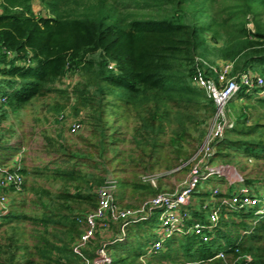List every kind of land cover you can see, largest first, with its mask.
<instances>
[{
	"label": "trees",
	"instance_id": "1",
	"mask_svg": "<svg viewBox=\"0 0 264 264\" xmlns=\"http://www.w3.org/2000/svg\"><path fill=\"white\" fill-rule=\"evenodd\" d=\"M40 2L48 11L46 15L35 12L34 0H0L3 105L17 112L35 98L65 94L67 90L57 84L69 74L80 75L78 97L88 99L90 105V133L84 137L89 149L87 153H72L64 143L59 144L58 160L64 166H57L52 174L63 181V187L58 192L38 188L43 209L40 216L20 211L16 200H11L8 210L0 215V229L12 232L8 242L0 244V264H80V257L73 252L84 231L80 220L97 208V190L107 184L106 173L114 159L122 163V170L130 171L118 180L117 203L123 208H139L166 193L161 185L144 183V173L157 180L154 173L159 169L170 171L183 165L192 171L196 146L190 140L202 145L205 130L200 125L213 121L216 110L214 100L193 84L197 63L227 62L232 64L234 76L250 71L264 77V0ZM245 97L250 100L253 96ZM243 101L237 104L230 100L227 115H233L235 121L216 142L209 162L218 151L220 161L226 163L239 155L264 160V122L251 119L249 112L253 106L264 107V98L256 97L254 104ZM63 108L57 105L55 111ZM132 119L136 122L134 148L126 159L120 156L122 121ZM187 121L198 131L197 137L192 136ZM7 145L0 142V149ZM23 161L6 165L24 176L22 190L11 186L8 194H22L27 186L30 172ZM85 164L101 171L84 170ZM213 177L218 180L211 177L206 187L202 183L207 180H202L194 188L187 225L206 222L213 201L234 192L235 186L230 184L226 192L219 189L214 194L225 178ZM256 182L264 188V175L257 181H244L259 193ZM128 187L138 205L122 204ZM229 207L222 205L216 232L208 242L193 233L175 234L161 250L148 254V247L158 238L159 213L154 210L140 221L130 222L121 240L122 222L110 223L102 232L111 233V237L103 239L100 232L83 251L94 260L106 244L110 261L105 264H243L245 255H251L254 264H264V215H257V208L238 211ZM23 221H31L38 231L31 245L22 240L26 232L19 222ZM221 247L224 249L215 250ZM221 251L225 257L217 256Z\"/></svg>",
	"mask_w": 264,
	"mask_h": 264
},
{
	"label": "rangeland",
	"instance_id": "2",
	"mask_svg": "<svg viewBox=\"0 0 264 264\" xmlns=\"http://www.w3.org/2000/svg\"><path fill=\"white\" fill-rule=\"evenodd\" d=\"M33 7L38 15H46L48 13V11L41 4L40 0H34ZM217 65L224 66V63L218 62ZM81 82L82 79L80 75L69 74L57 84L58 87L66 89L67 93L60 94L55 92L49 93L42 98H35L26 108L17 112H14L12 109L3 105V98L0 95V142L1 144L8 143L5 149H0V161H3L4 163L12 162L14 158H17V155L21 159H24L22 164H24L30 172L26 176L27 186L22 194L15 193V191H13L10 196L11 200L13 199V202L16 200V207H18L20 211L31 216H40L43 210L37 198L38 188H40L39 191L42 188H45L53 192H58L63 187V181L58 178L55 179L52 174V170L54 168L57 166H64V163L58 160L61 158L60 153L57 151L59 144H61V142L64 143V147L68 148V150L72 153L81 151L87 153L89 149L87 139H84V137H88L90 133L88 129V114L90 112V105L88 99L82 100L78 97L80 94L77 92V88L81 86ZM246 94L247 93H242L240 91L232 100H235L237 104H243L242 99H244V103L248 101L254 104L255 98L257 97L256 94H249L253 96L250 100L246 99ZM57 105H64V108L61 111L56 112L55 107ZM238 106L239 109H242V106ZM229 109H232L233 111V108L229 107ZM249 112L251 119H262L264 122V107L258 105L253 106V108L249 109ZM232 116L229 118L232 120L231 123L233 124L235 118ZM75 122H80L83 127L79 133L77 132V134L72 132V126ZM211 122L212 119H208L207 123H202L200 125V128L205 130V136L203 138L204 145L210 135L211 139L214 136L213 132L210 133L212 127ZM122 124L124 126L122 139L124 140L120 143L121 150L123 151L120 156L128 159V156L132 152L131 149L134 148L132 136L134 135L136 122L132 119L130 121H122ZM186 125L189 127V131L192 136L197 137L198 131L194 129L193 124L190 121H187ZM170 134L171 133L169 132L168 137ZM190 142L196 146V148H194L196 152L194 155V158L196 157L194 163L201 159L204 163L208 162L209 165H206L207 167H224V169L228 171L227 173L230 176V181L223 176L225 181H219L220 183L217 186V189L219 188L223 192H226L229 188L231 180L234 181L235 188H238L246 179L257 181L264 175V160H248L243 155H239L234 157L233 161H228L229 163L227 162V164L226 160L220 161L221 152L218 151L214 161L209 162V158H213L214 154L208 157L209 154H206L204 149L199 152L202 145H197V142L193 140H190ZM191 151H193V149ZM93 155H95V153ZM107 156L110 158V153H108ZM84 167V170L95 169L93 167L88 169L86 164ZM122 168V163H119L116 159H114L109 172L106 173V177L108 179L114 178L118 181L121 177L129 176L130 171L122 170ZM39 169L44 171V175H42L41 171L38 172ZM98 171L101 170L95 169V172ZM189 172L190 171L188 169L183 168V165L170 171L159 169L154 173L159 178H157V180L155 178V182L152 183V185H161L163 191L173 193L176 191L178 186L186 184L190 174ZM215 175L216 174L211 176L212 179L218 180L216 177H213ZM141 177L142 176L140 175V178ZM148 177L151 178L152 175L146 176L144 173L143 178H147L143 180L144 183L147 181L151 182V179H148ZM203 182V187H206L209 184L208 180ZM259 183L260 182H256L254 185L257 186L256 190L260 191L259 193L257 192V194L262 196V194H264V188L262 187V184L260 185ZM214 184L215 183H213V185ZM119 188L120 186L118 185V189ZM125 192L126 199L122 202V204L129 203L138 205L139 201H137L136 198L131 197V187L126 188ZM191 200L192 197L190 198V201ZM121 207L123 208L124 206ZM20 223L22 224L21 226L24 232H26V234L22 237L23 242L28 245L33 244L35 241L34 236L38 231L34 229L31 221L19 222V225ZM157 224L158 229H160L161 223L158 221ZM11 235L12 232L6 227L0 229V244L7 243L8 237ZM3 237L7 238L4 239ZM99 239L100 238H97V240ZM93 244L96 243L93 242ZM218 249H224V247L216 248L215 250ZM23 252L24 250H21L20 254H23Z\"/></svg>",
	"mask_w": 264,
	"mask_h": 264
},
{
	"label": "built area",
	"instance_id": "3",
	"mask_svg": "<svg viewBox=\"0 0 264 264\" xmlns=\"http://www.w3.org/2000/svg\"><path fill=\"white\" fill-rule=\"evenodd\" d=\"M223 63L224 66L213 65L207 62H203L202 64L197 63V69L193 77V84L205 90L207 95L214 100L216 107L210 131V133H214V136L211 139L210 135L206 144L204 145L203 142L199 151L201 152L204 149L205 153L209 154L208 157L215 154L216 142L233 125L231 123L232 120L227 115L230 100L235 98L240 91L247 94L255 93L257 97L264 98V77L256 76L250 71H245L239 76H234L232 75V64ZM243 88L244 91H242ZM81 128H83L82 124L75 122L72 126V132L77 134ZM18 157L17 155V158L13 160H20L21 158ZM13 160L12 162L0 164V215L5 214L11 201L7 189L14 186L17 190L21 191L24 182L22 174L18 171L13 172L6 166L13 163ZM17 165L20 166L19 164ZM206 165H209L208 162L204 163L201 159L197 160L186 184L178 186L173 193H161L149 199L137 209L122 208L118 205V181L114 178L107 180V184L97 190L99 197L97 208L80 220L84 224V231L73 245V252L80 257V264H105L109 262L110 255L105 249L106 244L98 249L97 257L94 260L90 259L83 250L88 247L89 243L95 239L98 233L108 230L110 223L122 222V236L119 237L121 240L125 235V228L130 222H138L154 210H157L160 214L158 219L161 223V228L157 229L158 238L148 247V254L161 250L164 242L175 234L193 233L204 242L210 241L213 238L212 234L216 232L219 224L222 205H229V208L238 211L246 208H257L255 213L257 215H264V194H262L263 197L259 196L255 193L253 187L242 182L241 186L236 187L229 197L216 198L213 201L206 222L197 220L193 224L187 225L186 221L190 219L187 207L190 204L192 192L198 182L207 180L214 174L224 176L230 181L228 171L224 167L215 168L207 167ZM150 179L152 183L155 182V178L151 177ZM230 184L234 185V181L231 180ZM218 191L219 188L214 189L215 194ZM207 206L205 205V207ZM217 256L225 257L224 251L219 252ZM243 259V264H254L251 255H245ZM180 264L193 263L181 262Z\"/></svg>",
	"mask_w": 264,
	"mask_h": 264
},
{
	"label": "crops",
	"instance_id": "4",
	"mask_svg": "<svg viewBox=\"0 0 264 264\" xmlns=\"http://www.w3.org/2000/svg\"><path fill=\"white\" fill-rule=\"evenodd\" d=\"M100 234L103 239H108L111 237V233L108 232H101Z\"/></svg>",
	"mask_w": 264,
	"mask_h": 264
}]
</instances>
